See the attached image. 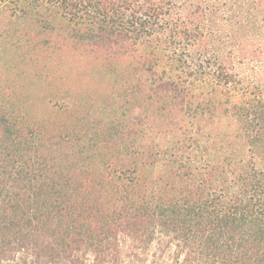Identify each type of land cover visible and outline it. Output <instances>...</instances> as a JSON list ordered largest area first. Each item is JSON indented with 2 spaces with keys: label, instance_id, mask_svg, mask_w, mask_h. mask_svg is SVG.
<instances>
[{
  "label": "trees",
  "instance_id": "16d2710c",
  "mask_svg": "<svg viewBox=\"0 0 264 264\" xmlns=\"http://www.w3.org/2000/svg\"><path fill=\"white\" fill-rule=\"evenodd\" d=\"M0 264H264V0H0Z\"/></svg>",
  "mask_w": 264,
  "mask_h": 264
}]
</instances>
